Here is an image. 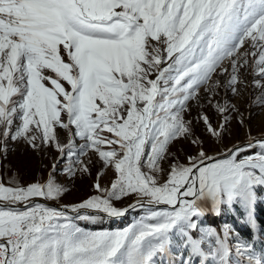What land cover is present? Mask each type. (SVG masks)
<instances>
[{
  "label": "snow or ice",
  "instance_id": "snow-or-ice-1",
  "mask_svg": "<svg viewBox=\"0 0 264 264\" xmlns=\"http://www.w3.org/2000/svg\"><path fill=\"white\" fill-rule=\"evenodd\" d=\"M249 89L250 106L264 109V0H0V151L8 140L54 147L83 173L92 153L115 176L104 187L98 175L100 195L70 206L76 216L36 202L62 196L51 175L0 183V264H177V254L179 264H264V250L232 242L230 226L200 224L239 204L255 229L264 137L209 156L184 115L203 94L220 120H199L219 142L234 114L244 123ZM181 137L200 148L187 163L169 151ZM129 196L132 205L115 207ZM129 208L145 215L123 230L75 223L96 219L80 209Z\"/></svg>",
  "mask_w": 264,
  "mask_h": 264
},
{
  "label": "rangeland",
  "instance_id": "rangeland-1",
  "mask_svg": "<svg viewBox=\"0 0 264 264\" xmlns=\"http://www.w3.org/2000/svg\"><path fill=\"white\" fill-rule=\"evenodd\" d=\"M247 78L251 80L252 77L249 75ZM257 94L258 92L251 89L245 93L244 99L239 102L244 123L241 124V117L234 114L228 133L224 134L223 139L219 142L205 130L204 124L199 120L201 113H206L212 125L214 127L217 126L220 117L216 111L211 106L206 105L203 94L200 104L195 101L190 102V111L184 114L185 119L192 121L195 136L202 141V148L209 156H216L231 148L234 144L247 141L249 133L252 137H264V109L250 106L249 103ZM201 105L205 106L201 107ZM17 123L19 122L17 121ZM59 135L61 142L66 143L67 134L63 130H59ZM77 143L81 142L77 141ZM199 150V147L191 143V138L181 137L173 141L169 146V151L175 157H179L180 161L184 163L188 162L187 157L196 156ZM81 159L85 162H88L89 159L91 160V163L88 164L89 172L83 173L79 171V165L75 164L74 160L69 159L66 155L62 156L54 147H47L43 151L37 152L23 140H8L6 153L0 151V183L13 187L17 184L22 186L37 182L43 184L51 175L55 182L64 189L62 196L57 200L36 199L55 203L61 207L69 206L68 209H70V206L78 205L87 201L90 197L100 195L94 187L98 175L99 183L104 187L110 186V182L115 178L113 170L105 168L94 154L89 153L88 156H84ZM168 163L163 164L165 169L168 168ZM70 167L73 168L74 174H70L67 171ZM163 178H167L166 174ZM259 195L264 197V189L259 190ZM135 199L134 196H129L119 201H113V203L115 207L124 209L132 205ZM254 214L256 218L255 229L246 222V210L239 204L234 205L232 208L222 206L218 214L208 211L201 218L200 224L201 227H212L217 231H222L225 226H230L233 230L232 242H234L235 236L238 235L244 241L253 242L258 251L264 250V226L262 222L258 221V216L264 217V199L258 200ZM87 215L95 216L96 219L76 220L75 223L84 230L95 232L123 230L140 220L145 213L143 210L132 208L123 217L115 220V223L105 215ZM184 255L185 257L187 256L186 253ZM176 259L177 264H179V254H177ZM232 259H237L234 252Z\"/></svg>",
  "mask_w": 264,
  "mask_h": 264
},
{
  "label": "water",
  "instance_id": "water-1",
  "mask_svg": "<svg viewBox=\"0 0 264 264\" xmlns=\"http://www.w3.org/2000/svg\"><path fill=\"white\" fill-rule=\"evenodd\" d=\"M246 143H247V142H245V143H241V144H239V145H244V144H246ZM216 156H217V155H216ZM44 202H46V201H44ZM46 203L49 204V205H52V206H54V207H57L58 209H62V210L67 211L68 214L71 215V216H76V215H77V213H75V212H71L70 209H68V208H62L61 206H59V205H57V204H55V203H50V202H46ZM130 209H132V208H129V211H130ZM79 211H80V214L105 215V216L109 217L110 219H113V223L116 222L115 220H116L117 218H120V217H110V216H108L107 214H104V213H102V212H96V211H94V210H89V209H80ZM129 211H127L126 214H127Z\"/></svg>",
  "mask_w": 264,
  "mask_h": 264
},
{
  "label": "bare ground",
  "instance_id": "bare-ground-1",
  "mask_svg": "<svg viewBox=\"0 0 264 264\" xmlns=\"http://www.w3.org/2000/svg\"><path fill=\"white\" fill-rule=\"evenodd\" d=\"M245 142H247V141H242V142H240V143H238V144H241V143H245ZM234 145H237V144H234ZM233 147V145L231 146V148ZM231 148H229V149H231ZM36 200H38V199H36ZM36 202H41V201H36ZM42 203V202H41ZM46 205H48V206H50V207H53V206H51V205H49V204H47V203H45ZM133 204V203H132ZM54 208H56V209H58L57 207H54ZM123 217V216H122ZM121 218V217H120ZM117 219H119V218H117ZM116 219V220H117ZM111 220H113V219H111Z\"/></svg>",
  "mask_w": 264,
  "mask_h": 264
},
{
  "label": "trees",
  "instance_id": "trees-1",
  "mask_svg": "<svg viewBox=\"0 0 264 264\" xmlns=\"http://www.w3.org/2000/svg\"><path fill=\"white\" fill-rule=\"evenodd\" d=\"M257 212H258V209H257ZM258 221L260 223L262 222V225L264 226V217L258 216Z\"/></svg>",
  "mask_w": 264,
  "mask_h": 264
},
{
  "label": "built area",
  "instance_id": "built-area-1",
  "mask_svg": "<svg viewBox=\"0 0 264 264\" xmlns=\"http://www.w3.org/2000/svg\"><path fill=\"white\" fill-rule=\"evenodd\" d=\"M36 201H38V200H36ZM45 204V203H44Z\"/></svg>",
  "mask_w": 264,
  "mask_h": 264
}]
</instances>
